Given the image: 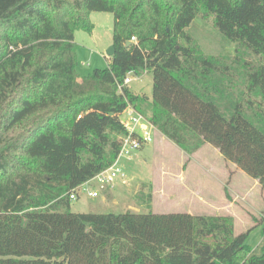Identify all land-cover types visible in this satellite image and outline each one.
<instances>
[{
    "label": "trees",
    "instance_id": "trees-1",
    "mask_svg": "<svg viewBox=\"0 0 264 264\" xmlns=\"http://www.w3.org/2000/svg\"><path fill=\"white\" fill-rule=\"evenodd\" d=\"M91 11L112 13L115 51L79 78L74 33L92 31ZM198 13L259 56L246 88L264 99V0H0V264H264V230L253 254L228 214L70 210L116 160L123 111L143 112L148 97L118 85L145 71L157 131L188 154L216 147L264 188V127L239 101L222 109L220 65L186 30Z\"/></svg>",
    "mask_w": 264,
    "mask_h": 264
},
{
    "label": "rangeland",
    "instance_id": "rangeland-1",
    "mask_svg": "<svg viewBox=\"0 0 264 264\" xmlns=\"http://www.w3.org/2000/svg\"><path fill=\"white\" fill-rule=\"evenodd\" d=\"M89 18L92 31L76 30L74 33V41L78 44L76 71L79 78L89 75L95 68L106 67V51L112 45V13L91 11ZM186 30L196 51L203 56H212L220 65L214 76L221 81L217 97L221 98L222 109L228 110L239 101L246 114L264 127V99L249 94L246 88V73L260 63L259 56L246 48L236 50L237 44L221 34L207 14L198 13ZM131 77V91L151 96L150 72L145 71L139 76L131 74ZM148 100L149 97L141 103V109L151 114L147 109ZM257 104L261 105V110L252 107ZM255 111L258 115H254ZM154 130L152 141L134 152L132 158H118L117 163L125 175L116 179L111 189L113 198L107 199L102 191L97 197L80 191L79 199L70 201V210L228 214L234 219L235 234L250 229L246 242L252 253L259 255L264 230V188L224 159L216 147L201 143L197 150L188 154ZM88 187L98 189V183L90 180Z\"/></svg>",
    "mask_w": 264,
    "mask_h": 264
},
{
    "label": "built area",
    "instance_id": "built-area-1",
    "mask_svg": "<svg viewBox=\"0 0 264 264\" xmlns=\"http://www.w3.org/2000/svg\"><path fill=\"white\" fill-rule=\"evenodd\" d=\"M134 40V37L131 38ZM132 80L131 74L123 79L122 84H119V90L123 85H127ZM150 114L140 112L131 105L127 106L121 115V122L127 130V134L122 138V145L117 155L116 160L106 169L97 173L90 180H96L98 183V189L90 190L88 187L89 181L74 188L70 194V200H76L79 198L80 191L87 193L88 196L96 197L100 191H106L113 187L117 178H122L125 173L120 168L117 160L120 156L125 158H132L134 152L143 148L146 144L152 141V130L155 127L149 120ZM155 131V130H154Z\"/></svg>",
    "mask_w": 264,
    "mask_h": 264
},
{
    "label": "crops",
    "instance_id": "crops-1",
    "mask_svg": "<svg viewBox=\"0 0 264 264\" xmlns=\"http://www.w3.org/2000/svg\"><path fill=\"white\" fill-rule=\"evenodd\" d=\"M106 60H107V62H108V59L106 58ZM131 82V81H130ZM129 82V83H130ZM129 83L127 84L128 86H129ZM130 87V86H129ZM135 93V92H134ZM148 97H150V96H148ZM255 183H258L257 182V180L256 179H254L253 180ZM258 185H259V183H258ZM114 186V185H113ZM111 189H112V187L111 188H109L108 190H106V191H102V192H104L103 194L105 195V197L107 198V197H111V198H113V194H112V192H111ZM92 190H96V188H93ZM111 192V193H110ZM87 194V193H86ZM100 194V193H99ZM80 197V196H79ZM97 197V196H96ZM110 198V199H111ZM79 199V198H78ZM108 199V198H107Z\"/></svg>",
    "mask_w": 264,
    "mask_h": 264
},
{
    "label": "water",
    "instance_id": "water-1",
    "mask_svg": "<svg viewBox=\"0 0 264 264\" xmlns=\"http://www.w3.org/2000/svg\"><path fill=\"white\" fill-rule=\"evenodd\" d=\"M129 43H130V41H127V42H126V44H129ZM114 51H115V48H114L113 45H111V46L107 49L106 54H107L108 56H112L113 53H114Z\"/></svg>",
    "mask_w": 264,
    "mask_h": 264
}]
</instances>
